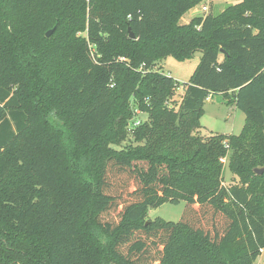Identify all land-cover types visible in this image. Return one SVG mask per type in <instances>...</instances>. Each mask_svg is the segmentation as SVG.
I'll list each match as a JSON object with an SVG mask.
<instances>
[{
  "label": "trees",
  "instance_id": "trees-1",
  "mask_svg": "<svg viewBox=\"0 0 264 264\" xmlns=\"http://www.w3.org/2000/svg\"><path fill=\"white\" fill-rule=\"evenodd\" d=\"M204 1L0 0V264H255L264 0L180 23ZM197 52L172 106L182 85L154 67ZM214 93L245 113L240 134H200ZM133 103L148 118L129 131ZM182 200L179 221L149 218Z\"/></svg>",
  "mask_w": 264,
  "mask_h": 264
},
{
  "label": "rangeland",
  "instance_id": "rangeland-1",
  "mask_svg": "<svg viewBox=\"0 0 264 264\" xmlns=\"http://www.w3.org/2000/svg\"><path fill=\"white\" fill-rule=\"evenodd\" d=\"M237 1L238 0H205L184 14L180 20V23H188L193 17L205 16L209 13L218 15L229 4L235 3ZM204 6L208 7L207 11L202 10V7ZM52 29L54 30V28H51L50 30ZM80 34L85 35V32ZM201 56L202 53L197 52L192 59L185 61H180L171 56L157 61V64L154 67L155 70H160L164 74L173 77L182 85L176 90L175 96L170 100V105L173 106L175 103L179 104L181 102L182 96L184 94V84L189 82L191 75L199 64ZM132 107L135 110V116L128 122L127 129L129 131L139 126L141 122L148 118V114L140 111L134 103L132 104ZM50 119L58 121L56 117L51 116ZM245 119V113L236 107L234 104V99L231 96L227 97L220 93H214L206 100L204 113L201 117L202 128L200 129V134L205 137L215 134L238 135L241 133L244 127ZM136 121H140V123L135 124ZM128 141L129 140H126L119 147H115L123 148ZM130 142L133 144L136 143L132 138L130 139ZM230 155L231 151L228 152V156L223 160L225 164L223 172V182L225 186H231L239 183V177L229 170L228 164ZM185 206L186 202L184 200L178 204L166 202L157 208L150 209L149 218L156 219L160 217L167 221L177 222L180 220ZM197 206L198 205H196V207ZM255 264H264V250L256 259Z\"/></svg>",
  "mask_w": 264,
  "mask_h": 264
},
{
  "label": "water",
  "instance_id": "water-1",
  "mask_svg": "<svg viewBox=\"0 0 264 264\" xmlns=\"http://www.w3.org/2000/svg\"><path fill=\"white\" fill-rule=\"evenodd\" d=\"M53 29L52 30H49L48 32H47V36L49 37V36H51L52 35V33H53ZM129 36H130V38H132V39H134L135 38V35H134V33L131 31V29L129 28ZM255 172L257 173V174H263L264 173V167H260V168H255Z\"/></svg>",
  "mask_w": 264,
  "mask_h": 264
},
{
  "label": "built area",
  "instance_id": "built-area-1",
  "mask_svg": "<svg viewBox=\"0 0 264 264\" xmlns=\"http://www.w3.org/2000/svg\"><path fill=\"white\" fill-rule=\"evenodd\" d=\"M202 10L203 11H207L208 10V7L204 6V7H202ZM139 123H140V121H136L135 122V124H139ZM262 251H263V249H262Z\"/></svg>",
  "mask_w": 264,
  "mask_h": 264
},
{
  "label": "crops",
  "instance_id": "crops-1",
  "mask_svg": "<svg viewBox=\"0 0 264 264\" xmlns=\"http://www.w3.org/2000/svg\"><path fill=\"white\" fill-rule=\"evenodd\" d=\"M238 1H240V0H238ZM238 1H237V2H238ZM235 3H236V2H235ZM234 104H235V103H234Z\"/></svg>",
  "mask_w": 264,
  "mask_h": 264
}]
</instances>
